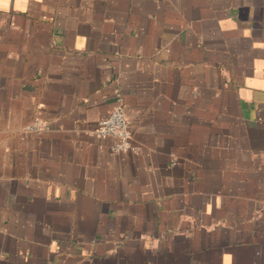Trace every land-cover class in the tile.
Returning <instances> with one entry per match:
<instances>
[{
  "label": "crops",
  "instance_id": "1",
  "mask_svg": "<svg viewBox=\"0 0 264 264\" xmlns=\"http://www.w3.org/2000/svg\"><path fill=\"white\" fill-rule=\"evenodd\" d=\"M0 264H264V0H0Z\"/></svg>",
  "mask_w": 264,
  "mask_h": 264
},
{
  "label": "built area",
  "instance_id": "2",
  "mask_svg": "<svg viewBox=\"0 0 264 264\" xmlns=\"http://www.w3.org/2000/svg\"><path fill=\"white\" fill-rule=\"evenodd\" d=\"M40 128V124H37ZM95 134L100 139L113 137L117 140L115 151H124L130 148V129L125 105L119 101L118 106L108 116L100 120L95 128Z\"/></svg>",
  "mask_w": 264,
  "mask_h": 264
}]
</instances>
